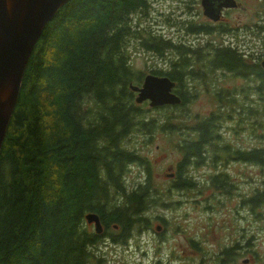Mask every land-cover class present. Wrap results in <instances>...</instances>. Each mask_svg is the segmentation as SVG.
Listing matches in <instances>:
<instances>
[{"label": "trees", "instance_id": "trees-1", "mask_svg": "<svg viewBox=\"0 0 264 264\" xmlns=\"http://www.w3.org/2000/svg\"><path fill=\"white\" fill-rule=\"evenodd\" d=\"M148 9V0H69L44 28L28 60L0 151V264H94L96 252L87 248L97 245L98 235L87 230L83 215L93 213L104 225H117L119 234L113 232L112 237L120 236L116 242L124 243L137 225L132 218L158 205L159 197L148 183L137 184L127 194L120 186L125 167L138 159L122 149L121 140L133 128L148 129L137 118L138 106L126 88L132 80L127 46L134 40L159 57L163 50L172 52L170 68L152 74L177 86L186 76L203 83L196 71L207 73V65L187 70L185 57L201 56L200 51L173 48L144 30L140 20ZM234 58L229 50L217 51L211 65L237 71ZM257 81L264 122V77ZM172 93L180 103L169 108L179 109L183 117L186 93L177 88ZM211 99L214 116L222 117L220 108L228 107L241 121L255 118L241 111L242 103L240 108L234 103L240 115L225 97ZM87 101L96 106L93 112L82 107ZM189 118L196 124L191 129V158L197 159L198 149L209 144L210 162L227 155L218 147L214 117ZM261 128L264 131V123ZM234 156L264 171V146ZM177 168L171 187L190 188L191 183L180 179L184 163ZM114 195L125 201L117 213L103 206ZM248 201L264 206V190H255Z\"/></svg>", "mask_w": 264, "mask_h": 264}, {"label": "rangeland", "instance_id": "rangeland-1", "mask_svg": "<svg viewBox=\"0 0 264 264\" xmlns=\"http://www.w3.org/2000/svg\"><path fill=\"white\" fill-rule=\"evenodd\" d=\"M148 1L147 15L140 20L143 28L161 26L164 14H167L165 16L170 19H174L176 13L185 19L192 14L193 19L189 18L187 21L191 28L204 25L199 0ZM234 1L238 3L239 8L236 11L228 12L227 22L234 23L233 18H237L240 24H244L243 26H264V0ZM257 30H259L258 27ZM163 31L167 32V30ZM127 53V66L132 72V80L129 83L133 85L137 83V78L142 79L144 75L149 74V70L161 69L165 72L167 69L168 61L165 63L159 61L162 64L157 68L151 67V62L154 59L158 63L157 55L142 49L137 41L129 42ZM165 55H170L169 51L165 52ZM197 64H202V62H197L191 69ZM196 73L202 76L207 93L183 95L186 100L184 108L181 109L185 113L183 117H179L177 111L179 109L172 110L169 107L153 109L149 108L146 103L137 105V118L143 119L148 129L139 131L137 128H133L121 140V147L133 152L139 161L125 167L121 174L122 185L120 184V186L127 194L135 190L137 184L148 183L155 196L159 197V201L158 205L149 206L141 214L145 223L148 221L153 226L154 218L163 216L171 230L179 228V230L183 229L185 233H192L194 240H202V245L207 250L204 252L205 264H216L220 258L226 264H264V206L255 205L250 210L247 205V202H250L248 199L251 198L255 190H264V171L253 164L230 159L234 157L233 154L236 151H249L264 146V138L256 137L264 135L261 128L264 122L260 114L263 109L259 101L260 95L257 92L259 83L252 80L240 81L224 71L222 83L225 88L230 89L224 90L219 87L221 78L217 77V72L215 76L201 70ZM239 88L242 89L241 92L233 93L232 90ZM215 92H219V95H213ZM215 96L225 97L224 101L234 105V109L239 111L240 115L242 111L250 116H255V118L252 121H241L228 107L220 108L222 117L214 116L213 112L216 106L211 97ZM131 101L133 103V95ZM234 103L239 108L242 103L243 110L240 111ZM82 107L91 112L96 109V106L88 101ZM170 114L172 115L171 120H164ZM190 115L197 119L214 117L218 125L216 134L220 137L218 147H223L225 143L228 144L226 145L227 155L220 162L214 163V168H218L220 173L225 175L224 181L227 184L223 190L218 191L210 186L208 175L213 171L207 166L209 161L205 159L200 162L201 166L193 167L188 164L184 170L183 177L188 178L186 182L191 183L190 188L173 189L171 187L173 180H166L163 176L168 167H172L175 162H180L185 148L192 146L191 140L195 135L192 134L194 132L191 129L196 124L189 118ZM167 129H172V131L169 132ZM213 148H216V145ZM205 151L211 154L208 148H205ZM232 188L240 197L234 196L235 192ZM191 202H201V204L193 206ZM124 203L121 196L114 195L110 201H104L103 206L105 210L117 213L118 210L124 209ZM170 205L174 206L173 209L166 210L165 207ZM196 206H207L208 211L203 213L196 209ZM110 207H114V209H110ZM137 216L135 215L134 218ZM143 227L144 225L129 230V237L125 242L128 241L130 247L114 245V248L103 249L102 246H99V250L94 254L97 259L94 260V264H155L153 256L147 255L141 260L138 255L140 238L145 239L147 245L151 243L150 235L141 231ZM113 232L115 231L111 229L108 231L110 234ZM169 234L174 238L170 240L171 245L184 244L182 235L174 231H170ZM223 247L227 250L220 253L219 251ZM233 248L237 249V256H234V252L232 253ZM178 249H180L179 246L176 247V250ZM227 251H229L228 254ZM158 258L160 260V257L156 259ZM184 260L189 264L190 257L185 256Z\"/></svg>", "mask_w": 264, "mask_h": 264}, {"label": "flooded vegetation", "instance_id": "flooded-vegetation-1", "mask_svg": "<svg viewBox=\"0 0 264 264\" xmlns=\"http://www.w3.org/2000/svg\"><path fill=\"white\" fill-rule=\"evenodd\" d=\"M236 3V2H235ZM236 7L233 9H223L220 13V17L216 22H211L207 19L202 20V23L204 25L202 26H193L192 29L195 28H201V31H192L190 32V23L187 22L190 19H193V15L190 14L186 19L185 17H181L179 13H176L174 16V19H170L168 16H165L163 19L162 25H156L154 28H148V27H142L144 30H147L151 35L154 37L160 39L163 42H169L173 45V48H176L178 46L182 48H186L189 51H195L198 50L201 53V56L193 57V56H186L185 60L186 63L190 66L198 61H202L204 64L207 65V71L208 73H211L215 76V73L217 72V77L221 78V82L219 84V87H221L224 90H230L225 88V86L222 83V75H224V71L227 72L226 74L233 76L235 79H240V81L245 80H252L257 81L259 77H264V70L261 68V62L264 61V26H258L259 30H257V26H243L244 24H240V21L236 18L234 23L227 22L226 16L228 12L236 11L239 8L238 3H236ZM177 7L175 8V10ZM178 17V18H177ZM180 21V22H179ZM164 26V27H163ZM163 30H167L166 33H164ZM190 38V39H188ZM229 50L231 54L235 57L236 61L238 62L236 65L237 71L234 70H228L223 67H216L211 65L213 62V58L215 55V52L217 51H225ZM168 50H163L164 53L158 57V63L154 60L151 62L153 68H157L160 64L165 63L168 61V66L166 71L170 68V62L174 60L173 53L169 51L170 55H165V52ZM175 54V53H174ZM159 61H162V63H159ZM189 66V67H190ZM189 67L187 70H189ZM154 71L164 72L161 69H153ZM150 71V70H149ZM165 71V72H166ZM142 79H138V82L134 85L137 88L140 87ZM182 83L180 85H176L175 83L173 86L174 88H177L179 90L184 91L186 94L194 93V94H206L207 91L204 87L206 85L203 83H200L199 81H193L188 76L183 77ZM256 88V87H255ZM254 88V90H255ZM233 93L241 92L242 89H236L232 90ZM213 95H219V92L213 93ZM194 134V133H192ZM195 135V134H194ZM195 137V136H194ZM193 137V138H194ZM227 143L224 144L222 147L226 153H228V150L226 148ZM178 147V146H177ZM205 148H208L210 151L211 145H202L198 151H197V159L196 158H187L185 159V155H193L192 152H186V154H182L180 162H183L184 165L187 167L188 164H190L193 167H197L200 165V162H203L205 159L206 161H209V164L207 166L213 171L212 174L208 175V181L212 189H216L218 191L223 190L226 187L225 181H224V174H221L218 168H214L215 164L213 162H210L209 156L211 154H208L207 151H205ZM239 151L234 152L237 153ZM198 155L201 159H198ZM221 159L218 157V162L221 161ZM230 159L235 160V156L231 157ZM197 160V161H196ZM205 161V162H206ZM178 163L175 162L173 166L171 167L172 170L169 174L170 180H175L176 176H178ZM201 166V165H200ZM180 179L182 180H188L182 177V173L180 175ZM169 180V179H168ZM232 187V186H231ZM233 189V188H232ZM234 191V189H233ZM235 192V191H234ZM236 192L234 196H236ZM237 197H240L237 195ZM191 204L194 206L195 204H201V202H191ZM247 205L249 206V209L252 210V202H247ZM173 205L166 206V210H172ZM196 209H199L201 212L206 213L208 211L207 206H200L195 207ZM146 211V210H145ZM144 211V212H145ZM133 220L137 219V225H133L131 228H136L139 226L144 225L142 228V232H144L146 235H150V241L151 243L147 245V241L143 238H140L139 243V257L141 260L145 258L147 255L150 257H154L155 264H187L188 261L184 260L185 256L190 257L189 264H205V256L204 252H207V250L202 245L203 241H196L193 238L192 233H185L184 230H179V228H175L174 230H171L170 227H168V222L166 218L163 216H156L154 218V224L153 226L150 225V223L147 221L145 223L144 218L141 217V214L138 215L136 218H132ZM100 225L102 227L101 234L97 237V245L96 246H89L87 249L90 252H97L99 250V246H102L103 249L106 248H114V245H128V241L125 243L116 242L117 240H120V236H113V234L108 233V231L114 230L115 232L118 231L120 228H118L117 225H114L112 223L108 224L107 226L104 225V223L99 219ZM87 230L89 232H92V224L87 225ZM130 228V229H131ZM170 231H174L184 237V244L178 245L180 249L176 250V247H178L176 244L171 245L170 240H173V236L170 233ZM116 234H119V232H116ZM220 236V235H219ZM176 243V240H174ZM224 248V247H223ZM221 249L219 252L222 253L227 250V248ZM231 249V248H229ZM234 252V253H233ZM229 251H227V254ZM232 253L234 256H237V249L233 248ZM157 257H160L156 259ZM193 257V259H192ZM221 260V258H220ZM147 264V263H146ZM226 264V263H222Z\"/></svg>", "mask_w": 264, "mask_h": 264}, {"label": "water", "instance_id": "water-1", "mask_svg": "<svg viewBox=\"0 0 264 264\" xmlns=\"http://www.w3.org/2000/svg\"><path fill=\"white\" fill-rule=\"evenodd\" d=\"M69 0H0V151L15 109L23 75L46 25ZM201 15L211 21L219 19L223 9L236 7L234 0H199ZM264 70V61L261 62ZM135 93L136 105L147 102L149 108L176 106L179 98L172 93L173 82L163 76L147 74L139 88L128 84ZM169 169H167L168 171ZM166 178L170 175L165 174ZM85 224L100 235L102 227L96 214L83 216ZM245 263V262H243Z\"/></svg>", "mask_w": 264, "mask_h": 264}]
</instances>
